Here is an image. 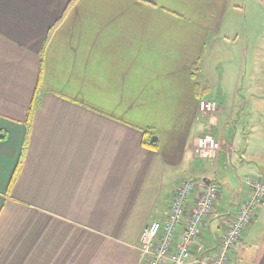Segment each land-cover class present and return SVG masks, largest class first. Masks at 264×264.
I'll list each match as a JSON object with an SVG mask.
<instances>
[{
	"label": "crops",
	"instance_id": "0c3cea01",
	"mask_svg": "<svg viewBox=\"0 0 264 264\" xmlns=\"http://www.w3.org/2000/svg\"><path fill=\"white\" fill-rule=\"evenodd\" d=\"M70 1L0 0V264H143L142 231L164 221L190 179L189 208L209 181L219 190L198 240L214 253L247 188L222 207L212 169L234 153L244 161L241 116L264 100V87L260 99L241 95L240 72L227 71L225 101L216 68L200 66L231 0H76L66 10ZM200 101L217 110L201 114ZM204 136L220 142L216 160L193 155ZM231 261L264 264V201Z\"/></svg>",
	"mask_w": 264,
	"mask_h": 264
},
{
	"label": "rangeland",
	"instance_id": "374dc122",
	"mask_svg": "<svg viewBox=\"0 0 264 264\" xmlns=\"http://www.w3.org/2000/svg\"><path fill=\"white\" fill-rule=\"evenodd\" d=\"M231 3L234 8L231 15L227 17L226 2L224 15L216 25V30L207 33L200 66L205 63L207 69L216 68V85H220L225 101L227 78L232 79L227 71L240 72L241 95L253 94L260 99L257 90L258 87H264V0H231ZM208 54L212 55L210 60H207ZM262 101L263 110L252 115L245 110L241 116L240 130H245L250 144L244 161L239 158L238 153H234L230 161L225 156L227 160L212 169L219 182L224 179L220 187L222 207L232 202V195L240 189L245 190L247 177H260L264 183V100ZM252 127L255 130L252 131Z\"/></svg>",
	"mask_w": 264,
	"mask_h": 264
},
{
	"label": "built area",
	"instance_id": "2783aa9c",
	"mask_svg": "<svg viewBox=\"0 0 264 264\" xmlns=\"http://www.w3.org/2000/svg\"><path fill=\"white\" fill-rule=\"evenodd\" d=\"M199 112L209 115L217 110L215 103L200 101ZM220 142L210 136L199 137L192 151L197 158L216 160ZM197 186L195 180L183 182L174 192L163 222H153L140 235V257L143 264H232L231 257L245 229L264 201V183L260 178L247 177V196L234 218L221 234L218 248L207 252L198 243L205 221L212 214L219 190L209 181L191 208L188 201Z\"/></svg>",
	"mask_w": 264,
	"mask_h": 264
},
{
	"label": "trees",
	"instance_id": "16d2710c",
	"mask_svg": "<svg viewBox=\"0 0 264 264\" xmlns=\"http://www.w3.org/2000/svg\"><path fill=\"white\" fill-rule=\"evenodd\" d=\"M75 1L76 0H71L69 2V4L67 5L66 10ZM56 25H57V23L55 25H53V27L50 29V32H52V30L56 27ZM39 103H40V92H39V88L37 87L36 91L34 92V95L32 97V100H31V103L29 105V108H28V115H27V121H26V128L28 130H29L30 125H31L33 114L37 110V108L39 106ZM143 145H145L147 148H155V144L154 143H150L149 140H145L143 142ZM25 151H26V140L24 141V143L22 145L20 156H19L16 168H15V170L13 172V175H12V177L10 179V182H9V187H11L14 184V182H15L17 176H18V173L20 171V168H21V165L23 163L24 156H25Z\"/></svg>",
	"mask_w": 264,
	"mask_h": 264
},
{
	"label": "water",
	"instance_id": "95a60500",
	"mask_svg": "<svg viewBox=\"0 0 264 264\" xmlns=\"http://www.w3.org/2000/svg\"><path fill=\"white\" fill-rule=\"evenodd\" d=\"M151 141H152V142H154V141H155V139H152Z\"/></svg>",
	"mask_w": 264,
	"mask_h": 264
}]
</instances>
